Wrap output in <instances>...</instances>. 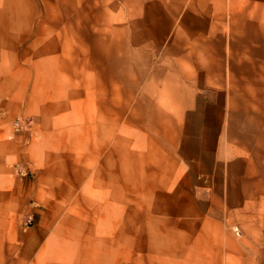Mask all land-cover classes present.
I'll list each match as a JSON object with an SVG mask.
<instances>
[{
  "label": "crops",
  "instance_id": "1",
  "mask_svg": "<svg viewBox=\"0 0 264 264\" xmlns=\"http://www.w3.org/2000/svg\"><path fill=\"white\" fill-rule=\"evenodd\" d=\"M95 10L0 0V264H264V0ZM72 30L101 35L66 73Z\"/></svg>",
  "mask_w": 264,
  "mask_h": 264
},
{
  "label": "rangeland",
  "instance_id": "2",
  "mask_svg": "<svg viewBox=\"0 0 264 264\" xmlns=\"http://www.w3.org/2000/svg\"><path fill=\"white\" fill-rule=\"evenodd\" d=\"M100 3V0H60L61 9L64 11H75L74 15L68 16L65 14L61 16L60 23H76L83 24L89 22V16H86L87 11H92L94 14L96 12L95 8ZM87 10V11H86ZM94 23H99V15L94 14L92 17ZM58 22L55 20V23ZM31 35L35 33H30ZM57 49L56 51L60 56L59 66L62 72L69 73L75 67L80 65L83 67L84 58L86 55V41L89 39L100 38V32L88 33L83 30H72V31H62L57 33ZM35 49L29 48L30 58L34 54ZM91 51L92 49L89 48ZM95 49H93L94 52ZM32 82V81H31ZM3 114V113H1ZM34 120L32 117L15 116L11 122L5 126L6 132L14 138H20L21 136H28V132L33 127ZM24 139V138H23ZM26 144V143H25ZM13 180L20 185H29L33 180V174L28 170L25 164L20 161H14L13 165ZM33 224V219L28 217L24 219L22 223L23 228L31 227ZM126 264V263H122Z\"/></svg>",
  "mask_w": 264,
  "mask_h": 264
},
{
  "label": "built area",
  "instance_id": "3",
  "mask_svg": "<svg viewBox=\"0 0 264 264\" xmlns=\"http://www.w3.org/2000/svg\"><path fill=\"white\" fill-rule=\"evenodd\" d=\"M235 231H236L237 234L239 233V232L237 231V229H236Z\"/></svg>",
  "mask_w": 264,
  "mask_h": 264
}]
</instances>
